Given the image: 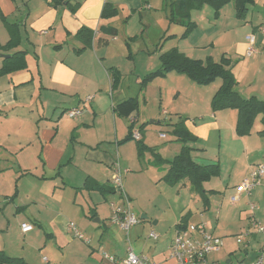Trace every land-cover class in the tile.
Returning a JSON list of instances; mask_svg holds the SVG:
<instances>
[{
  "label": "crops",
  "instance_id": "1",
  "mask_svg": "<svg viewBox=\"0 0 264 264\" xmlns=\"http://www.w3.org/2000/svg\"><path fill=\"white\" fill-rule=\"evenodd\" d=\"M52 2L53 0H0V44L5 46L10 40L5 22L17 27L19 38V45L1 58L4 60L16 52H26L27 62L25 69L0 77V204L4 203L3 198L14 201L21 199L22 195L25 196L27 201L18 208V212H24V215L20 216L26 219L21 226L32 225L26 222L28 220L37 226H57L62 220L69 218L68 214H72L85 225H90L91 222L88 221L90 219L97 224V229L102 227L104 231L95 245L90 246V252L87 251L85 259H80L79 264H123L126 253L120 262H111L105 258L115 250L112 236L107 235L108 229L110 226H118L111 221L113 213L110 201L113 193L104 194L99 187L113 189L115 196L118 192L112 185V178L115 164L119 163L121 167L118 152L123 147L120 148V144L128 137L125 127L122 131L117 130L120 124L124 125L123 118H125L118 117L121 116L117 111L118 106L128 99L138 98L141 78L161 67L160 61V67L159 63H155L140 72L137 71V67L135 70L130 68L132 85L126 84V76L129 75L117 63V56L126 58L129 64L133 61L131 54L133 46L129 43L133 38L128 36L127 32L136 19L142 24L143 13L150 15L151 19L152 15L147 13L150 9L148 2L156 4L159 0H71L72 5L63 4L58 8L51 5ZM106 3L117 8L116 17L102 18ZM257 3L255 0V5ZM77 5L76 13H72L68 8ZM205 7L201 11L192 12V17L194 15L196 17V13L203 17ZM226 7L221 10L217 19L213 18L215 26L224 20ZM249 14L250 9L246 18L239 19L251 23L248 32L235 44L231 53L227 52L222 57L232 63L239 94L244 99L251 97L264 99V36L257 31L264 21L255 22L253 17L248 21ZM206 15H211V12H206ZM212 16L214 17V14ZM166 20L168 22L164 28L169 32L171 27L170 24L168 26L170 23L168 17ZM196 24L198 26V23ZM82 28L94 33L93 43L89 48H84V43L78 37ZM111 28L114 29L112 34L108 32ZM121 32L128 37H120ZM251 34L256 35L257 52L252 57H247V37ZM172 36H175L172 37L173 41L178 37ZM209 45L215 49L213 42ZM201 47L203 46L200 44H192L189 49L182 50V53L193 59L195 57L188 53L190 52L188 50H198ZM144 49L150 52L148 48ZM207 57L213 58L211 54L205 59ZM241 59L243 60L240 61ZM3 60H0V69ZM110 69L122 75V80L116 87L113 85V72ZM249 73L252 74L250 78H248ZM244 75L246 76L242 77ZM221 84L212 88V97ZM190 101V106L193 104L194 107L196 104L194 97ZM77 108L82 110V114L77 118H70L67 112ZM201 114L195 125L200 132L188 130L198 140L207 138L210 132L219 135L218 153L221 156L219 163L224 157L231 159L233 163V168L225 178V191L235 194L236 186L248 176L252 168L264 164L262 116L256 119L250 135L240 137L236 130L238 122L236 110L214 112L210 108ZM258 120L260 124H256ZM255 125L258 127L257 130ZM181 149L182 146L180 151ZM197 154L200 157L201 150ZM192 156L194 159L193 152ZM146 160L149 165L147 167H151L148 171L156 173L155 187L161 186L162 189H166L168 186L158 183V178L160 174L164 177L167 165L154 166L152 155ZM128 171L124 169L122 177L130 172ZM235 173L236 179L233 181ZM262 180L260 186L264 183V178ZM180 183L186 188L189 185V188L184 190L194 191L189 181ZM128 190L125 192L123 189L121 198L126 202L124 196L127 197L131 208L132 196L136 195L130 188ZM180 190L179 192L182 191ZM257 190L258 188L253 193ZM141 191L147 195L149 193L148 188ZM205 191L209 195L216 192L214 189H205ZM32 209H36V212ZM149 209L150 206H147L144 216H147ZM193 214L190 212L186 216L192 217ZM185 215L177 219L174 236ZM160 221V219L156 220V225ZM34 225H32L33 230ZM78 230L81 232L79 228ZM67 231L76 237L73 232ZM143 231L144 224H138L131 230L135 243L141 239ZM131 232L129 243H131ZM211 232L215 233L213 230ZM47 236L50 238L51 234ZM52 236L57 239L55 232ZM56 242L55 245H58V240ZM67 244L69 246V243ZM48 245L49 242L45 244V248ZM168 249L169 246L159 252L156 247L155 249L147 247L141 248L140 253L136 251L135 253L146 256L157 264H175L169 259ZM0 251L13 258H22L27 263L25 256H13L6 248L0 247ZM48 262L52 264L51 261Z\"/></svg>",
  "mask_w": 264,
  "mask_h": 264
},
{
  "label": "rangeland",
  "instance_id": "2",
  "mask_svg": "<svg viewBox=\"0 0 264 264\" xmlns=\"http://www.w3.org/2000/svg\"><path fill=\"white\" fill-rule=\"evenodd\" d=\"M257 2V5L250 7L248 21L251 17H253L252 19L255 22L256 20L264 21V0H257ZM148 4L150 5V9L147 13H150L152 18L150 19V15L143 13L142 17L144 19L142 20V24L139 23V19H136L135 23L130 25V31L128 30L127 32L128 36H132L133 38L129 41L133 46L131 49L133 61L129 64L126 58L120 55L117 56V63L121 65L127 75L130 73V68L135 70V67H137L138 72L144 71L155 63H159V58L162 53L172 48H177L182 52V50L189 49L192 44H200L203 46L198 50H188L190 51L188 53H191L195 57L193 59L203 60L207 55L211 54L215 61L220 62L222 55L227 52L231 53L235 44L244 38L251 25V23L237 19L234 5L230 3L225 8L224 20L220 21L218 26H215L213 22L214 17L212 16L214 14L213 9L205 7L203 17H200L196 13V17L194 15L191 19L195 23H198L196 31L190 35L189 39H180L181 35L185 32L184 26L168 23V26L170 24L171 27L169 32L164 28L168 22L166 18L170 15L167 2L165 0H159V3L154 4L148 2ZM206 12H211V15H206ZM170 35H177L178 37L174 41L172 38L166 40L165 38ZM128 36H124L122 32L120 34V37ZM205 42L207 43L206 45L203 44ZM212 42L215 44V49L209 45ZM145 47L150 52L144 49ZM11 51L13 50H1L0 60H3L1 56H7L5 54ZM126 77L125 83L130 84L132 75ZM145 77L143 76L141 81ZM250 77H252V74L249 73L248 78ZM141 83L138 85V90L140 91L137 92L139 95L135 111L132 115L125 118L118 116L124 119V125L120 124L117 130L122 131L124 129L123 127H125L129 135V127L135 124V130L139 131L141 129L143 131L142 142L147 148L161 155L165 160H172L179 154L181 146L184 145L182 142L176 140L173 134L174 127L181 121H184L185 126L190 131L200 132V129L198 130L195 127L196 122H198L202 112L212 108V88L221 84L222 80L217 79L216 83L205 87L197 85L185 75L170 72L165 77L154 79L144 87H142ZM178 93H181V95L179 96ZM193 97L196 102L194 107H192L193 104L190 106V100ZM133 120L134 122H132ZM256 124H260L259 120ZM257 128L255 125V130ZM161 134H165L166 138L162 139ZM207 136L205 139H199L197 142L189 143L188 146L195 149L193 151L194 159L201 165L216 164L219 166L221 174L212 177L204 184L205 189L216 190L213 195L207 194L210 204L209 208L204 207L203 199L198 193L184 190L186 187L182 183L176 185L167 184L162 179L163 174H160L158 183L165 184L164 186L168 187L166 189H162L161 186L160 188H156L154 184V174L156 173L155 171H148L151 167H147L149 165L146 159H150L151 153L146 151L144 155L145 160H143L144 157L139 158L137 142L131 140L120 144V148L123 147L118 152L121 155H119L121 169L122 171L124 169L130 171L122 177L123 189L126 192L130 188L131 191L135 192V197L137 198L132 196L133 202L131 203V210L138 218L139 224H144V231L141 239L136 243L134 234L131 232V243H129L126 232L120 230L118 227L110 226L107 235L112 236V242L115 246L114 253L110 255L117 262L122 261L124 258L127 247H129L128 244H132L134 250L138 253H140L141 248L147 247L154 249L156 247L159 252H162L167 246L170 248L175 237V223L185 213L189 214L190 212L194 214L186 222L187 224H195L203 221L208 224L211 230L215 231L216 235L226 240H224L225 249L218 255L220 261H225L229 253L233 251H237L231 255L233 264H236L241 258L238 250L242 246L236 244L235 236L248 229L250 215L255 214L256 220L264 225V183L262 186L257 187L258 190L252 196H242L241 201L233 205L231 203V197L234 193L225 191V178H227L229 171L233 168L232 160L224 157L219 163L221 157L218 153L219 135L215 132H210ZM199 150L202 153L200 157L197 154ZM235 175L236 173L233 174V181L236 179ZM22 188H24V185ZM147 188L149 191L148 195L141 191ZM188 188L189 185H187L186 189ZM116 196L115 194L111 196L110 206L112 203L124 206L125 201L121 198V193L117 192ZM2 201L4 203L0 204V247L3 249L6 248L13 256H25L28 264H49L48 261H51L52 264H79L80 259H85L87 251L88 253L90 252V246L95 245L100 234L104 231L102 227L97 229V224H94L90 219H88L91 222L90 225H85L82 221L74 218L72 214H68L69 218L62 220L57 226H37L28 220L26 222L32 223L35 229L30 233L24 234L21 223L26 219L20 216L24 215V212H18V208L23 206V203L27 201L25 196L22 195L21 199L14 201L3 198ZM249 203L257 207L255 212L250 210ZM105 204H107L106 200ZM147 206H150V209L146 214V217H148V221L146 222V220L142 219V215L145 214ZM104 207H107V205H104ZM32 210L36 212V209ZM200 214L203 216L201 217ZM157 217H160L159 219L161 221L159 224L154 225L155 221L159 220ZM71 222L75 223L85 237L91 241L89 244L84 240L74 237L67 231ZM103 222L107 221L103 220ZM107 224L110 225L109 223ZM54 232L56 233L57 239L52 236ZM151 232L159 235L157 241L148 239ZM47 234H51V237L49 238ZM57 240L58 245H55L57 244ZM262 241L263 236H257L251 240L253 252L257 250ZM47 242L50 245L45 248ZM67 243H69V246Z\"/></svg>",
  "mask_w": 264,
  "mask_h": 264
},
{
  "label": "trees",
  "instance_id": "3",
  "mask_svg": "<svg viewBox=\"0 0 264 264\" xmlns=\"http://www.w3.org/2000/svg\"><path fill=\"white\" fill-rule=\"evenodd\" d=\"M170 9V15L168 17L170 24H179L185 27V32L181 36V39H188L190 35L196 30L197 24L192 21V12L201 11L205 6H210L214 10V18L217 19L221 10L228 4L233 3L236 16L238 19L246 18L251 6L255 5V0H165ZM63 4H71V0H53L52 4L58 8ZM78 4V3H77ZM72 13H76L78 5L71 7L68 6ZM118 10L110 3H106L103 11L102 18L110 19L116 17ZM1 18L5 20L2 16ZM5 25L10 33V40L5 45L0 44L1 50H13L19 45L18 29L15 25ZM114 29H109L110 34ZM78 37L84 43V48H89L93 43L94 33L87 29L82 28ZM175 36H168L165 39H171ZM161 67L146 75L142 81V87L151 83L158 77H165L170 72H177L181 75L187 76L190 80L200 86H209L217 79L222 80V84L212 97L211 107L214 112L234 109L238 112L237 122V134L240 137H245L251 134L255 121L258 116H262V124L264 125V99H258L257 97H251L244 99L237 91L238 81L233 73V66L229 59L222 57L220 62L214 61L212 57H207L205 60L192 59L179 51L177 48H173L160 55ZM27 67L26 52H16L9 58L3 60V66L0 69V77L8 75L18 70H23ZM113 72V85L118 86L122 80L120 72H114L116 70L110 69ZM137 98L128 99L126 102L118 106V113L121 116L128 117L136 109ZM135 131V124L129 127L130 134L124 140L125 142L134 140L133 133ZM141 138L143 137V131L139 130ZM173 134L177 141L184 144L180 153L172 160H165L161 155L153 152L147 148L142 139L137 140V149L139 158H143L146 151L150 152L153 158V165L157 167H163L167 165L166 174L163 180L170 184L176 185L182 181H189L193 190L201 195L204 207L209 208L208 192L204 189V184L208 182L212 177L220 175L219 166L216 164L201 165L197 163L192 156V152L195 150L193 147L188 146L189 143L198 141V138L191 133L185 126L184 121H181L174 127ZM124 142V143H125ZM101 188L104 194L115 193L113 189H108L104 186ZM211 193V192H210ZM191 216H186L182 220V224L187 225V221ZM0 264H27L22 258H13L7 255L4 251H0Z\"/></svg>",
  "mask_w": 264,
  "mask_h": 264
},
{
  "label": "built area",
  "instance_id": "4",
  "mask_svg": "<svg viewBox=\"0 0 264 264\" xmlns=\"http://www.w3.org/2000/svg\"><path fill=\"white\" fill-rule=\"evenodd\" d=\"M258 33L264 36V24L260 25L257 29ZM248 46L246 51L247 57H252L256 54V35L251 34L247 37ZM82 114L81 109H73L67 112L70 118H77ZM134 122V120L132 121ZM166 137L165 134L161 135ZM135 140H140L141 134L138 130L133 133ZM264 178V164L256 165L252 168L248 176L235 188V194L231 197V203L233 205L241 201L242 196L250 197L253 191L261 185L262 179ZM112 185L114 188L123 193L122 184V169L119 163L115 164L114 175L112 178ZM125 205L119 206L114 203L111 204L113 224L121 228L126 235L129 236L131 230L139 224V220L130 208V202L125 197ZM250 210L255 212L257 207L250 204ZM202 217L203 215L200 214ZM33 230L31 224H23L22 232L28 233ZM68 230L73 232L74 235L90 243L77 228L73 222L69 224ZM257 236H263V241L256 251H252L251 240ZM150 239L157 241L159 235L155 232H151L148 236ZM235 242L241 245L238 254L241 258L236 264H264V225L258 222L255 218V214L249 217V227L246 231L235 236ZM224 238L212 233L208 224L201 221L195 224L184 225L180 223L176 230V235L169 248V259L174 261L175 264H233L231 255L237 251L230 252L228 258L225 261H220L218 255L225 249ZM253 252V253H252ZM216 256V259H215ZM253 256V258H251ZM111 262H116V259L112 256L106 255L105 257ZM123 264H157L150 260L146 256H139L135 253L133 246L130 244L127 248L126 257Z\"/></svg>",
  "mask_w": 264,
  "mask_h": 264
},
{
  "label": "water",
  "instance_id": "5",
  "mask_svg": "<svg viewBox=\"0 0 264 264\" xmlns=\"http://www.w3.org/2000/svg\"><path fill=\"white\" fill-rule=\"evenodd\" d=\"M3 57H5V56H3ZM142 219H143V220H146V219H147V217L143 215V216H142ZM154 225H156V222H155V224H154Z\"/></svg>",
  "mask_w": 264,
  "mask_h": 264
}]
</instances>
